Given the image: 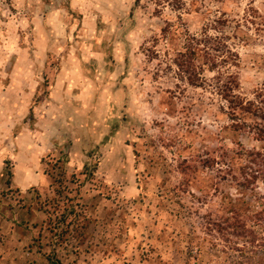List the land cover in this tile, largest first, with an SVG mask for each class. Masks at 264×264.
<instances>
[{
	"label": "rangeland",
	"instance_id": "rangeland-1",
	"mask_svg": "<svg viewBox=\"0 0 264 264\" xmlns=\"http://www.w3.org/2000/svg\"><path fill=\"white\" fill-rule=\"evenodd\" d=\"M60 7L86 33L53 41L101 51L111 100L99 141L85 128L55 155L31 151L44 178L26 187L13 141L33 114L0 136V264H264V171L232 159L239 143L264 152V122L227 101L264 108V0H0L2 70Z\"/></svg>",
	"mask_w": 264,
	"mask_h": 264
},
{
	"label": "crops",
	"instance_id": "crops-1",
	"mask_svg": "<svg viewBox=\"0 0 264 264\" xmlns=\"http://www.w3.org/2000/svg\"><path fill=\"white\" fill-rule=\"evenodd\" d=\"M63 11L60 7L54 10L55 15L49 12L45 16H36L40 19L35 21L38 30L35 45L17 51L18 57L13 59V63L9 55L10 64L5 62L3 70L0 68V136L11 135L17 118L30 112L34 118L33 127L28 122L25 125L20 122L22 125L13 141L14 147L19 149L13 182L20 188L44 178L40 163L39 172L29 165L28 157L33 156L31 151L55 155L53 152L59 151L57 144L60 141L66 142L70 133L73 139L77 130L85 128L88 129L87 137H92L91 141H99L98 134L91 133L94 129L92 122L102 119V112H105L111 97L107 89L110 82L103 84V88L100 84L101 78L106 75V68L99 49L88 48L84 44L67 47L53 41L58 38L59 43L65 44L69 37L77 39L80 36L83 39L82 35L86 33L85 17L72 20L63 15ZM55 55L59 58L53 68L54 65L49 63ZM43 79H48L45 92L40 91L43 84L40 80ZM122 87L119 85L116 90ZM3 124L6 125L3 127ZM120 137L119 130L111 136V140ZM21 178L25 179L24 183Z\"/></svg>",
	"mask_w": 264,
	"mask_h": 264
},
{
	"label": "trees",
	"instance_id": "trees-1",
	"mask_svg": "<svg viewBox=\"0 0 264 264\" xmlns=\"http://www.w3.org/2000/svg\"><path fill=\"white\" fill-rule=\"evenodd\" d=\"M229 103V109L232 111L233 117H242L247 115H251L254 117H257L260 121L264 122V108H261L260 106H256L254 102L252 101H244L242 98H240L237 95L230 94L229 98H227ZM239 117V118H240ZM245 119V118H244ZM255 124L252 125V131L255 135V139L261 142V144L264 147V123H259L258 121L254 122ZM235 128L239 126V124L234 125ZM239 148L237 150L233 151L232 159L235 163L240 164L239 171L244 174L245 167H247L245 164H243L242 160H248L247 162L251 163L252 167L257 166L256 169L251 170L252 177H255L256 174L261 173L264 171V152L257 151V150H250L244 148L241 143L238 144ZM250 166V168H252ZM264 181V178H262ZM231 216L229 219L231 220L230 225L235 228H239L243 231H246L245 227L243 228V223L240 222L237 217L239 214H237L234 210H230ZM234 212V213H233ZM237 232V233H240ZM249 233H252V230H248ZM52 262V260H50Z\"/></svg>",
	"mask_w": 264,
	"mask_h": 264
}]
</instances>
